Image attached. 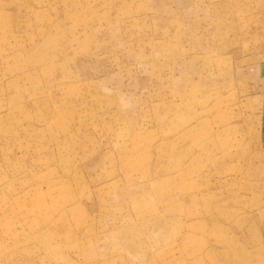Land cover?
<instances>
[{"label":"rangeland","instance_id":"1","mask_svg":"<svg viewBox=\"0 0 264 264\" xmlns=\"http://www.w3.org/2000/svg\"><path fill=\"white\" fill-rule=\"evenodd\" d=\"M0 264H264V0H0Z\"/></svg>","mask_w":264,"mask_h":264}]
</instances>
